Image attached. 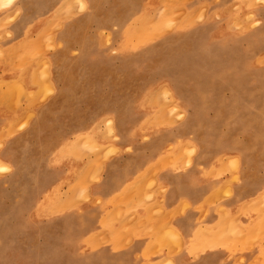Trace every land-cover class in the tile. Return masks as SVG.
<instances>
[{
  "label": "crops",
  "instance_id": "obj_1",
  "mask_svg": "<svg viewBox=\"0 0 264 264\" xmlns=\"http://www.w3.org/2000/svg\"><path fill=\"white\" fill-rule=\"evenodd\" d=\"M11 1L0 20L11 7L21 11L0 25V73L42 70L53 89L35 101L41 106L29 112V123L15 127L33 101L21 102L26 110L9 118L5 138L0 123V166L10 168L8 187L0 182V192L11 200L52 192L58 200L73 199L78 206L72 212L56 214L88 217L89 224L95 216L107 226L101 232L105 247L113 249L98 255L97 264H133L140 254L136 261L144 264L262 263L254 249L264 241L242 246L215 233L240 224L241 207L264 194V174L244 164L237 175L211 181L209 169L223 143L193 122L178 124L203 117L174 106L202 102V86L167 79L183 71L155 55L162 43L145 46L128 32L145 0ZM189 1L175 3L182 14L174 17V27L194 21L184 15ZM196 1L198 9L203 0ZM80 3L85 9L78 12ZM66 12L74 14L65 18ZM187 35L177 29L167 36L176 59ZM33 40L41 42L36 53L29 47ZM146 120L158 122L146 131ZM160 121L166 125L155 126ZM180 147L193 153L187 160L168 158ZM81 184L87 185L84 193L78 192Z\"/></svg>",
  "mask_w": 264,
  "mask_h": 264
},
{
  "label": "rangeland",
  "instance_id": "obj_2",
  "mask_svg": "<svg viewBox=\"0 0 264 264\" xmlns=\"http://www.w3.org/2000/svg\"><path fill=\"white\" fill-rule=\"evenodd\" d=\"M3 1L0 0V18L12 2L3 4ZM176 2L179 4L180 0H145L128 32L139 35L137 42H143L145 46L162 43L155 55L162 61H170L166 63L172 67L178 64L183 71L178 75L171 74L167 79L180 78L202 86L198 94L202 102L174 106L181 107L183 112L194 110L203 117L195 121H178V124L193 122L209 131L208 138L223 143V151L218 152V158L209 169L211 181L218 182L225 173L237 175L244 164L252 165L251 170L264 174V0H203L198 9L197 1L190 0L184 15H193L194 21L179 28L173 25L174 17L182 14L181 9H175ZM154 3L157 5L155 12ZM84 9L80 3L78 12ZM20 11L21 8L11 7V13L5 19H15ZM72 14L66 13L65 18ZM5 19L0 20V25ZM177 29L188 34L182 46L177 45L183 50L178 59L173 56L176 45L167 39ZM54 43L48 44L47 48L52 50ZM39 46L37 40L29 44L33 53ZM46 75L42 70L25 72L14 68L0 73V117L3 118L0 123L6 129L4 138L10 132L9 118L26 110L21 102L33 101L27 105V114L15 127L29 123V112L41 106L35 101L52 93L53 88L43 82ZM143 122L147 131L151 127L148 123L158 121ZM163 125H166L165 121L155 124ZM144 137L148 139L149 136ZM192 147L171 149L168 158L187 160L193 153ZM9 171L8 166H0V182L4 181L5 187H8L5 174ZM79 186L78 192L84 193L87 185ZM72 187L66 185L68 191H72ZM217 190L216 185L213 197L217 196ZM75 206L78 203L71 198L58 200L56 192L27 201L11 200L8 192H0V264H97L98 255L110 254L113 247H105L107 240L101 232L107 226L97 224L95 216L89 224L88 217L56 214L58 211L72 212ZM46 211L49 214L42 215ZM75 218L78 219L76 225L73 223ZM240 218L239 225L215 234L221 235L222 239L227 236L229 242L242 246H248L250 242L255 246L256 241H264V194L255 198L251 205L241 207ZM58 221L61 224L58 225ZM253 226L255 230H252ZM244 248L238 249L247 250ZM254 250L262 256L263 262L252 264H264V246ZM142 256H136L133 264H144L136 261Z\"/></svg>",
  "mask_w": 264,
  "mask_h": 264
},
{
  "label": "bare ground",
  "instance_id": "obj_3",
  "mask_svg": "<svg viewBox=\"0 0 264 264\" xmlns=\"http://www.w3.org/2000/svg\"><path fill=\"white\" fill-rule=\"evenodd\" d=\"M10 1H11V0H4V1H3V4H4V3H9ZM62 11H63V10H62ZM66 13H67V12H66ZM64 14H65V13H64ZM167 14H168V13H167ZM61 15H62V14H61ZM65 15H66V14H65ZM171 15H172V13H171ZM163 17H164V16H163ZM61 18H62V17H61ZM161 18H162V17H161ZM58 19H59V18H58ZM146 19H147V18H146ZM146 19H145V20H146ZM148 20H149V18H148ZM148 20H146V21H148ZM156 20H157V17H156ZM149 21H152V19L149 20ZM155 22H156V21H155ZM159 22H160V21H159ZM161 22H162V20H161ZM163 22H165V21H164V18H163ZM163 22H162V23H163ZM150 23H152V22H150ZM145 24H147V23H145ZM155 24H156V23H155ZM148 25H149V22H148ZM156 25H157V24H156ZM156 25H155V27H156ZM158 25H159V24H158ZM152 26H154V24H153ZM152 26H151V27H152ZM144 31H145V29H144ZM160 31H161V30H160ZM153 32H154V31H153ZM156 32H157V31H156ZM147 34H148V33H147ZM39 39H40V38H39ZM40 40H41V39H40ZM40 43H41V42H40ZM36 44H37V43H36ZM37 45H38V44H37ZM38 67H39V66H38ZM33 79H34V78H33ZM13 126H14V125H13ZM10 130H11V129H10ZM9 133H10V132H9ZM9 133H7V134H9ZM3 136H4V135H3ZM81 140H82V139H81ZM79 141H80V140H79ZM79 141L77 142L78 144H79ZM76 146H79V145H76ZM96 153H97V152H96ZM96 166H97V165H96ZM90 175H91V174H90ZM88 177H89V176H88ZM83 178H84V177H83ZM86 180H87V178H86ZM87 181H89V180H87ZM74 190H75V189H74ZM75 191H76V190H75ZM74 193H75V192H74ZM257 198H258V197H256V199H257ZM254 199H255V198H254ZM251 200H252V199H251ZM252 202H253V200H252ZM251 204H252V203H250V205H251ZM257 219H258V218L256 217V221H257Z\"/></svg>",
  "mask_w": 264,
  "mask_h": 264
}]
</instances>
